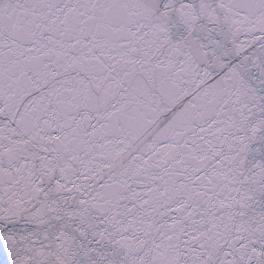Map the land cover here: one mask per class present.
I'll use <instances>...</instances> for the list:
<instances>
[{
  "label": "snow or ice",
  "instance_id": "snow-or-ice-1",
  "mask_svg": "<svg viewBox=\"0 0 264 264\" xmlns=\"http://www.w3.org/2000/svg\"><path fill=\"white\" fill-rule=\"evenodd\" d=\"M0 264H264V0H0Z\"/></svg>",
  "mask_w": 264,
  "mask_h": 264
}]
</instances>
